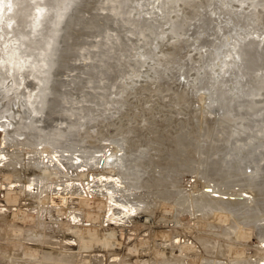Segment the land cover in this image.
<instances>
[{
    "label": "rangeland",
    "instance_id": "rangeland-1",
    "mask_svg": "<svg viewBox=\"0 0 264 264\" xmlns=\"http://www.w3.org/2000/svg\"><path fill=\"white\" fill-rule=\"evenodd\" d=\"M0 2L22 7L19 17L3 30L8 36L19 38L18 48L11 47V52L17 48L15 55L10 53L7 60L17 61L14 76L19 81L15 82V77L10 76L7 84H44L46 95L43 93L39 99L45 103L43 110L36 114L27 109L28 114L39 118L49 116L51 111L57 149L62 150V142L72 141L77 149L94 154L105 150L110 155L111 148L117 145L128 147L127 161H131L134 173L141 174L137 183L144 185L145 177L147 186L159 181L154 185H164L168 195L175 193L181 200L195 185L199 171L203 174L207 171L206 175L218 176L229 184L234 179L235 161L240 159V155L235 154L238 149L242 146L261 148L257 156L261 165L258 173L264 186V140L254 139L257 134L264 135V0ZM0 75V78L9 76L4 72ZM50 85L53 87L48 93ZM195 105L200 108L199 115H204L203 125L193 115ZM32 131L42 135L47 132ZM199 134L203 137L201 140ZM205 135L217 143L219 151L205 153ZM99 148L102 151L99 152ZM165 148H168L166 154ZM119 153L123 154L124 150ZM161 156L166 157L163 166L155 163ZM250 168L247 167L248 173H251ZM148 175H157L160 179L153 180ZM178 180L183 190L180 193L176 192ZM153 187L141 186L137 191H155ZM241 194L250 196L246 191ZM149 195L151 199L155 197L152 192ZM186 205L182 212L184 217L188 216L184 210ZM159 209L157 212L164 214V207L159 206ZM173 209L177 213V208ZM141 211L133 213V219L128 218L124 223L126 241L127 233H134L132 238H135V232L129 228L135 218L144 217ZM159 222L156 225L159 226ZM108 224L117 223L111 220ZM26 229L12 231V237L16 234L27 237ZM158 238V244L171 243L164 237ZM246 253L250 254L251 249ZM104 258L108 264L127 263L121 262V255L117 253L104 254Z\"/></svg>",
    "mask_w": 264,
    "mask_h": 264
},
{
    "label": "bare ground",
    "instance_id": "bare-ground-1",
    "mask_svg": "<svg viewBox=\"0 0 264 264\" xmlns=\"http://www.w3.org/2000/svg\"><path fill=\"white\" fill-rule=\"evenodd\" d=\"M5 3L0 2V73L4 72L9 76L0 78V228H3L0 230V263L108 264L104 254L117 253L121 255V262L129 264H159L160 261L162 264H264V186L261 184L263 178L258 173L261 165L257 159L261 148L258 150L247 146L249 151L246 146L241 145L239 152L235 153L236 156L240 155V159H236V166L233 165L234 179L229 184L218 176L206 175V170L204 174L199 171L195 185H192L191 190L188 189L189 192L185 190L186 194L181 200L175 193L173 196L170 195L172 193L168 195L163 184V187H159L157 183L154 185L159 181L147 186L145 177V186L139 185L137 180L138 177L141 178V174L134 173L131 161H127L130 156L128 147L117 145L111 148L110 155L105 150L100 152L102 148H99L100 153L94 154L77 149L72 141L62 142L64 146L60 151L57 149L59 145L54 143L55 126L52 125L51 111L49 116L41 118L28 114V107L36 114L43 110L45 103H41L39 99L43 93L46 95L43 92L44 84H7L10 76L15 77V82L19 81L14 76L17 61H7L9 54L17 50L19 38L10 37L3 30L19 17L22 7L20 4L6 6ZM13 46L17 48L11 52ZM52 87L48 86V93ZM6 94L9 96L6 97ZM40 103L41 106L38 105ZM198 109L200 108L194 109L193 115L203 125L204 115H199ZM32 129L47 132L42 135ZM261 134L253 136L257 142L264 140V135ZM207 136L203 139L205 153H216L220 147L218 150L217 143ZM198 137L199 140L203 138L200 134ZM167 143L169 145L170 141ZM256 147H259L258 144ZM121 149L124 150L123 154L119 153ZM166 150L168 148L163 150L164 153H167ZM76 151L83 154H77ZM156 154L159 155L160 152ZM250 157L253 160L248 159ZM110 158L113 160L110 161ZM165 159L161 156L155 163L163 166L166 164ZM247 167H252L251 173H248L251 168L248 171ZM153 169H156L155 166ZM198 170L199 168L196 171ZM115 175L117 178H113ZM152 177L153 180L160 179L157 175L149 176L151 179ZM175 184L179 187H176L177 193L183 191L179 180ZM235 185L239 188L236 189ZM141 186H154L155 191L146 190V195L145 191H137ZM243 191L249 192L250 196H243ZM151 192L155 194L153 199L149 195ZM214 192L218 194H213ZM226 194L227 197L223 196ZM186 203L184 210L188 213V218L182 213ZM159 206L164 207V214L157 212ZM173 208H177V213ZM138 211L144 217L135 218L130 224L129 229L136 235L132 238L134 233H127L129 237L126 241L124 223ZM111 220L117 224H108ZM158 220L161 221L159 226L156 225ZM172 221L174 225L171 226ZM25 227L27 237L18 234L12 237V231ZM158 236L171 243L167 245L165 241L163 244L166 247L158 244ZM249 240L253 242L249 243ZM247 249H251L250 254L246 253ZM1 254L10 258L6 259Z\"/></svg>",
    "mask_w": 264,
    "mask_h": 264
}]
</instances>
